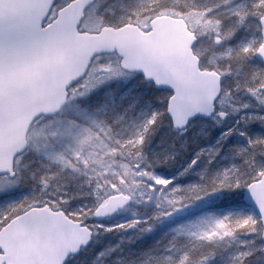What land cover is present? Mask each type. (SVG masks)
Listing matches in <instances>:
<instances>
[{"label": "snow or ice", "instance_id": "1", "mask_svg": "<svg viewBox=\"0 0 264 264\" xmlns=\"http://www.w3.org/2000/svg\"><path fill=\"white\" fill-rule=\"evenodd\" d=\"M0 264H264V0H0Z\"/></svg>", "mask_w": 264, "mask_h": 264}]
</instances>
